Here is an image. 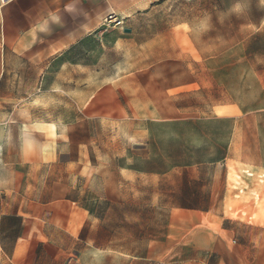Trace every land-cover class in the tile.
I'll use <instances>...</instances> for the list:
<instances>
[{
	"label": "rangeland",
	"instance_id": "rangeland-1",
	"mask_svg": "<svg viewBox=\"0 0 264 264\" xmlns=\"http://www.w3.org/2000/svg\"><path fill=\"white\" fill-rule=\"evenodd\" d=\"M135 18L208 21L193 29L207 31L201 47L214 57L200 61L193 53L192 91H177L176 106L146 105L152 92L136 91L134 84L161 76L123 74L127 68L145 70L153 60L136 57L141 52L125 58V51L111 49L102 38L111 28L100 26L73 39L67 29L54 27L19 53L10 73L3 76L9 78L15 105L2 110L0 128L12 131L17 161L23 162L19 156L25 154L41 166L31 172L23 167L16 171L22 180L30 178L31 186L23 190L45 200L62 194L80 210L85 223L96 218L97 224H109L112 215L111 225L127 230L129 253L123 257L112 252L109 264H193L183 260L191 252L165 250L171 220L162 199L166 182L161 183V176L153 179L144 174L139 179L143 202L137 204L129 196L124 219L114 198L105 200L102 183L89 181V175L94 166L102 177L113 179H119V168L125 166L159 175L175 166L180 172L185 165L216 163L223 152L228 164L264 168V10L258 0H165ZM202 66L215 68L217 101L223 107L202 103L204 95L197 87ZM220 113L224 116L217 117ZM128 183L129 193L134 194L135 184ZM258 222L264 223V208ZM137 226L143 227L145 239L157 230L158 251L148 250L146 240L144 250L136 251ZM115 238L113 246L119 247V235Z\"/></svg>",
	"mask_w": 264,
	"mask_h": 264
},
{
	"label": "crops",
	"instance_id": "crops-1",
	"mask_svg": "<svg viewBox=\"0 0 264 264\" xmlns=\"http://www.w3.org/2000/svg\"><path fill=\"white\" fill-rule=\"evenodd\" d=\"M164 1L0 2V115L5 107L15 105H12L15 99L8 86L9 78L3 76L10 73L19 53L54 27L67 29L73 39L82 38L96 31L101 26L102 17L109 11L124 18L125 28H111L109 34L102 37L104 43L109 44L111 49L125 51V58L135 57L132 53L141 52L136 57L153 60L145 70H142L143 67L140 70L127 68L123 74L161 76L157 79L152 77L147 83L136 82L134 89L152 92L151 102L146 103L147 106H176L177 91H192L193 53L200 61H207L214 55L207 56L201 47L202 39L208 37L207 31L193 29L206 26L208 21L205 19L135 18L139 12L153 10ZM258 3L264 10V0H258ZM199 69L202 74L199 73L201 83L197 87L205 96H202V103L205 100L207 105L223 107L222 101H217L219 86L213 78L215 68L202 66ZM135 100L139 101V97L136 96ZM223 116L224 113L217 117ZM11 139L12 131L0 128V264H100L101 258L105 264H109L112 263V252L127 256V230L113 227L112 215L109 224H97L96 218L92 223H85L81 220L80 210L70 206L69 199L64 195L45 200L41 195L32 197L31 192L22 189L30 187L31 181L30 178L22 180L16 171L23 167L31 172L41 169V166L33 164L29 156V163H26L25 154L19 156L23 162L17 161ZM222 156L216 163L209 161L185 165L180 172L174 166L161 175L145 173L136 166L130 169L120 167L119 179L107 178L106 174L102 177L94 166L89 181L92 178L91 182L102 183L104 199L111 202L114 198L120 216L127 219L129 196L135 197L137 204L138 201L143 202L139 198L143 195L138 192L143 185L139 179L144 174H149L153 179L161 176V183L166 182L162 199L170 210L171 220L163 242L166 251L191 252L183 260L193 264H264V223L258 222L260 211L264 208V168L228 164L226 153L223 152ZM250 172L252 175L248 176ZM128 181L130 187L135 184L134 194L129 193ZM233 181L238 183V188H243L238 197L233 195ZM244 201L250 202L247 210L254 213L253 218H228L231 216L228 205L238 207ZM108 210L111 213V207ZM176 215L179 217L175 226L172 223ZM89 219H92L91 215ZM117 235L119 247H114L113 240H117ZM145 240L148 250H159L161 242L157 230H152L145 239L143 227L137 226L136 251L144 250ZM135 257L138 258V255Z\"/></svg>",
	"mask_w": 264,
	"mask_h": 264
},
{
	"label": "built area",
	"instance_id": "built-area-1",
	"mask_svg": "<svg viewBox=\"0 0 264 264\" xmlns=\"http://www.w3.org/2000/svg\"><path fill=\"white\" fill-rule=\"evenodd\" d=\"M5 0H0V2H4ZM101 26L104 28H119L123 30L125 28L124 25V18L118 15L116 12L109 11L107 12L101 19ZM248 176H251V172L247 174ZM232 189L235 190V195L238 197L241 194V191L243 188H238V183H235L234 181L231 183ZM257 199V198H255ZM252 202L254 203L253 199ZM242 206L234 207L233 205H228L227 210L228 214L233 217H245L246 220H251L254 216V213L248 212V206L250 205V202H242Z\"/></svg>",
	"mask_w": 264,
	"mask_h": 264
},
{
	"label": "water",
	"instance_id": "water-1",
	"mask_svg": "<svg viewBox=\"0 0 264 264\" xmlns=\"http://www.w3.org/2000/svg\"><path fill=\"white\" fill-rule=\"evenodd\" d=\"M125 31H129L128 29H126Z\"/></svg>",
	"mask_w": 264,
	"mask_h": 264
},
{
	"label": "clouds",
	"instance_id": "clouds-1",
	"mask_svg": "<svg viewBox=\"0 0 264 264\" xmlns=\"http://www.w3.org/2000/svg\"><path fill=\"white\" fill-rule=\"evenodd\" d=\"M237 7H239V6H237Z\"/></svg>",
	"mask_w": 264,
	"mask_h": 264
}]
</instances>
